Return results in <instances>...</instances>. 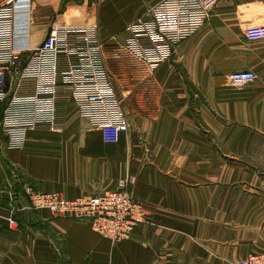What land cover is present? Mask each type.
Here are the masks:
<instances>
[{
	"label": "crops",
	"instance_id": "0c3cea01",
	"mask_svg": "<svg viewBox=\"0 0 264 264\" xmlns=\"http://www.w3.org/2000/svg\"><path fill=\"white\" fill-rule=\"evenodd\" d=\"M160 1L15 0L14 44L26 56L54 24L96 26L100 41L121 44ZM122 51L104 52L129 123L116 143L60 87L57 130H30L10 148L0 104V264H234L264 254V0H217L153 71ZM234 71L256 79L232 86ZM124 179L147 214L120 242L89 220L35 209L24 191L72 200Z\"/></svg>",
	"mask_w": 264,
	"mask_h": 264
},
{
	"label": "built area",
	"instance_id": "2783aa9c",
	"mask_svg": "<svg viewBox=\"0 0 264 264\" xmlns=\"http://www.w3.org/2000/svg\"><path fill=\"white\" fill-rule=\"evenodd\" d=\"M217 0H161L148 12L125 27L124 50L153 71L169 60L175 47L204 23ZM15 0L0 2V104L5 102L1 121L10 148H21L28 131L44 126L56 131L57 100L60 87L81 119L101 130L106 143L118 142L129 123L104 60V49L96 26L52 25L43 42L24 52L14 44ZM65 68L61 70V62ZM12 73V86L6 74ZM252 71H234L228 76L232 86L251 84ZM122 189L99 195H83L67 200L57 193H45L24 186L35 209L72 215L89 220L92 229L113 242L130 238L134 228L146 219V209ZM11 223H15L11 221ZM234 264H264V254L250 255Z\"/></svg>",
	"mask_w": 264,
	"mask_h": 264
},
{
	"label": "rangeland",
	"instance_id": "374dc122",
	"mask_svg": "<svg viewBox=\"0 0 264 264\" xmlns=\"http://www.w3.org/2000/svg\"><path fill=\"white\" fill-rule=\"evenodd\" d=\"M107 43H108V42H106V41H102V40H101V44H102V46H103L104 52H105V49H106V53H108L109 49H116V50L121 51L122 54H124V52L122 51V50H124L122 44H115L116 41L113 42L115 45H114V44H113V45H107ZM121 58H122V57H121ZM112 67H113V66L110 64V62H108V69H109V71H110V70L112 71ZM112 72H113V71H112ZM110 75H111V78H112V74H111V73H110ZM113 75H114V74H113ZM112 81H113V78H112ZM113 83H114V81H113ZM116 90H117V89H116ZM117 94H118V90H117ZM118 96H119V94H118Z\"/></svg>",
	"mask_w": 264,
	"mask_h": 264
}]
</instances>
